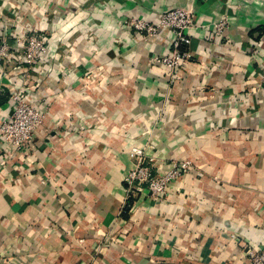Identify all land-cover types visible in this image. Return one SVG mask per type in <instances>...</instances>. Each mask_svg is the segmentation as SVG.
<instances>
[{
	"label": "crops",
	"instance_id": "crops-1",
	"mask_svg": "<svg viewBox=\"0 0 264 264\" xmlns=\"http://www.w3.org/2000/svg\"><path fill=\"white\" fill-rule=\"evenodd\" d=\"M169 9L193 17L175 76L160 62L172 31L134 25ZM15 15L71 43L69 64L98 62L101 47L109 71L105 87L76 66L45 75L60 83L30 148L0 137V264H252L247 250L264 248V0H0V22ZM80 121L95 131L71 130ZM155 125L159 171L192 161L157 199L125 182L124 149Z\"/></svg>",
	"mask_w": 264,
	"mask_h": 264
},
{
	"label": "built area",
	"instance_id": "built-area-1",
	"mask_svg": "<svg viewBox=\"0 0 264 264\" xmlns=\"http://www.w3.org/2000/svg\"><path fill=\"white\" fill-rule=\"evenodd\" d=\"M16 19L12 22L4 20L0 22V95L4 94L8 87V97L13 106L11 112L6 116L0 117V137L6 145H10L14 151L28 150L31 138L35 131L44 127L48 119V108L43 107L37 101H32L28 97L35 91V84L31 87L29 81L39 80V78L50 73L46 69L47 55L52 54L53 59L58 61L60 55L58 49L67 47L68 52L74 51L72 44L65 39L59 46L51 43L47 33L35 31L22 24L15 15ZM11 24L9 33L5 30L6 24ZM193 17L182 9L166 10L157 21L135 20L134 25L137 29H145L148 35H156L161 28H169L174 37L171 42V49L167 54L160 58V62L170 68L175 76L176 68L183 59L189 60L192 53L188 49H181L182 45L189 43L187 29L192 24ZM222 18L216 23L217 32L220 33L225 25ZM63 38H68L64 35ZM73 55L65 60H71ZM13 61V65L11 62ZM24 66V71L19 75L9 73L8 68L17 70ZM49 63V62H48ZM24 64V65H23ZM45 64V67H44ZM262 80L264 81V73ZM37 87V86H36ZM36 99V98H35ZM188 160L176 161L171 169L159 171L147 167L135 169L125 177L129 187L136 188L147 183V189L153 198L164 195L171 181L187 172L190 169ZM146 180V181H145ZM247 255L252 264H264V248L255 250L249 248Z\"/></svg>",
	"mask_w": 264,
	"mask_h": 264
},
{
	"label": "rangeland",
	"instance_id": "rangeland-1",
	"mask_svg": "<svg viewBox=\"0 0 264 264\" xmlns=\"http://www.w3.org/2000/svg\"><path fill=\"white\" fill-rule=\"evenodd\" d=\"M75 50V49H73ZM77 50V48H76ZM78 51V50H77ZM91 52V56L93 58H98V62L92 63L90 66L87 67H78L79 65L76 64H69L68 62H64L65 59H67L69 56L73 55L74 57V51L68 52L67 47H60L58 49V53L60 55V59H58V61H55L53 59V55L50 53L47 55L48 60L50 61L49 63L47 62L46 65V69L43 68L44 71H46L47 73H53V72H58V73H66L69 71H72L71 68L75 67L79 68L78 70L81 72H87L89 74H92L93 77H100L101 79H95L93 82H102L103 83V87H105V85H108V81L105 79V73H107L109 70H107V68H105V64H103V53H102V49L101 47H91L90 49ZM52 59V60H50ZM47 60V61H48ZM52 62V63H51ZM45 67V64H44ZM102 75V76H101ZM57 82H59V80H54V79H46L45 76L42 75L41 78H39V80H32L29 81L28 84H31V87H33V84H35L37 87L36 88H45L46 90V94L45 95H39V96H34L36 97V99L34 97L29 98L32 101H37L40 105H42L45 108L50 109V107L53 105L54 103V93L56 92V89H58L57 87ZM60 83V82H59ZM35 90V89H34ZM164 104V103H163ZM163 111V110H161ZM162 113V112H161ZM47 114L49 115L50 112L48 111ZM148 116V114H147ZM103 118L105 119V115H103ZM151 118V117H150ZM56 120L58 121V118L56 117ZM59 122V121H58ZM79 125H76V127L72 128L71 130L74 131H82L87 130L89 132H94L95 127H83L82 122ZM57 123V122H56ZM57 125L59 126V124L57 123ZM59 129H61L60 127H58ZM66 130L68 128H63V130ZM160 130H162V127H158L155 125V127L152 128H145V132L142 140H137L132 144L127 145L126 149L129 157L132 160V166L129 168L128 173H131L132 171H134L135 169L139 168V169H144L149 167L150 169L152 168L153 171L156 170L158 167H161V164L163 163V159H160L157 155L154 154V152L158 151V145L153 143V132H160ZM184 160H188L189 162V166L191 165V162L189 159H179L176 161H184ZM175 161V162H176ZM168 164L173 162V159H170L169 161H166ZM190 169L187 170V172H189ZM127 173V175H128ZM146 181V180H145ZM126 182V181H125ZM147 183L145 182V184H143V188L146 187L147 188Z\"/></svg>",
	"mask_w": 264,
	"mask_h": 264
},
{
	"label": "trees",
	"instance_id": "trees-1",
	"mask_svg": "<svg viewBox=\"0 0 264 264\" xmlns=\"http://www.w3.org/2000/svg\"><path fill=\"white\" fill-rule=\"evenodd\" d=\"M185 46H187V45H182V46H181V49H186ZM5 98H6V96H4V95L1 96V95H0V104L4 101Z\"/></svg>",
	"mask_w": 264,
	"mask_h": 264
}]
</instances>
